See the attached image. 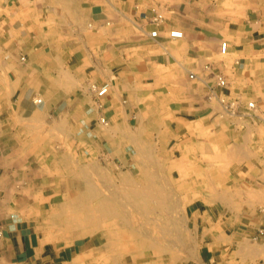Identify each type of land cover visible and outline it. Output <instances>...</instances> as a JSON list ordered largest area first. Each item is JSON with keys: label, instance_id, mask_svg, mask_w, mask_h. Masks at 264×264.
<instances>
[{"label": "crops", "instance_id": "obj_1", "mask_svg": "<svg viewBox=\"0 0 264 264\" xmlns=\"http://www.w3.org/2000/svg\"><path fill=\"white\" fill-rule=\"evenodd\" d=\"M152 8L163 13L161 22ZM171 29L184 36L171 38ZM228 66L234 73L226 93L207 76L216 80ZM199 78L203 85L191 83ZM105 84L108 92L99 96L93 86ZM221 96L254 99L250 135L264 147V0H0V264H99L104 246L107 260L133 253V236L124 234L131 227L116 217L115 203L100 200L99 184L85 188L70 177L72 166L83 164L38 145L53 142L45 134L53 118L92 128L62 141L88 144L92 159L129 166L131 145L148 158L152 133L175 144L201 135L211 144L229 126L249 135L246 123L216 110L212 99ZM170 190L179 198V183ZM244 252L240 264L261 255L256 247Z\"/></svg>", "mask_w": 264, "mask_h": 264}, {"label": "rangeland", "instance_id": "obj_2", "mask_svg": "<svg viewBox=\"0 0 264 264\" xmlns=\"http://www.w3.org/2000/svg\"><path fill=\"white\" fill-rule=\"evenodd\" d=\"M233 73V68L228 66L225 71L228 87L220 91L227 93L230 90ZM211 76L207 79L216 86V80ZM191 83L204 84L202 78ZM222 98L225 103L221 102ZM241 100L254 101L221 96L213 98L212 104H216V110L230 122L249 126L256 112L249 113L245 109L246 103ZM232 103L235 105L231 106ZM258 113L264 118L261 112ZM131 121H137L135 130L138 133L139 118ZM99 124L105 130L110 128L105 123ZM232 128L229 126L224 136L214 134L211 144H204L202 135L195 143L175 144L162 137L160 132L152 133V143L144 150V156L148 154V158L134 153L131 145L128 151L132 152L133 162L129 166L119 162L113 164L102 156L99 160L92 159L86 154L91 149L88 144L83 146L74 139L73 142L59 139L65 134L72 137L91 134L92 128L80 122L53 118L51 125L45 128V134L52 135L53 142L38 145L42 148L51 146L53 152H63L68 163H82L77 168L72 166V180L83 182L85 188L99 184L100 200L105 204L115 203L116 217L123 218H120L122 225L131 227L124 234L133 236L127 239L132 242L133 253L118 254L115 261H109L104 246L101 250L104 251L103 258H96L99 264H240L242 253L255 247L261 252L260 258L256 263L246 264H264V238H259L263 235L258 230L264 228V218L258 217L264 209V158L259 157L263 155L264 147L262 144L256 146L250 126L247 136H244L246 129L243 126L235 133ZM157 129L160 130V126ZM147 149H151L150 152ZM100 150L105 151L103 146ZM158 155L164 158L159 159ZM78 167H82V174ZM175 183L180 185L179 198L178 192L170 190ZM109 185L116 190H109ZM83 193L91 195L92 192ZM189 202L192 204L187 207ZM175 216L178 219H174V223L167 221Z\"/></svg>", "mask_w": 264, "mask_h": 264}, {"label": "built area", "instance_id": "obj_3", "mask_svg": "<svg viewBox=\"0 0 264 264\" xmlns=\"http://www.w3.org/2000/svg\"><path fill=\"white\" fill-rule=\"evenodd\" d=\"M152 12H153L152 19H153L154 22H161L163 20V18H164L163 13L159 12L156 8H152ZM150 35L152 37H157L158 36V29H155V30L151 31ZM169 36L171 38L180 39V38H182L184 36V32L182 30H179V29H171L169 31ZM227 50H228V42L227 41H222L220 43V51H221V53L222 54H226L227 53ZM21 59L24 60L25 59V56H22ZM205 68L208 69V70H211L212 69L209 64H206L205 65ZM195 75L196 74L194 72H191L189 76L191 78H194ZM215 78H216V84H217L218 87H221V88H227L228 87V80H227L226 76L223 75L221 72L216 73L215 74ZM108 88H109L108 87V84H105V85H103L100 88H98L97 86H93V89L97 92V94L99 96L105 95L108 92ZM41 101H42L41 98H37L35 100L36 103H40ZM221 102L225 103V99L222 98L221 99ZM233 105H235V103H232L231 106H233ZM246 108H247V111L249 113L253 112L255 110V108H256L255 102L254 101L248 102ZM100 121L102 123L107 124V120H106L105 117H101L100 118ZM259 234L260 235H264V228L259 229ZM2 235H3V230L0 227V236H2Z\"/></svg>", "mask_w": 264, "mask_h": 264}, {"label": "bare ground", "instance_id": "obj_4", "mask_svg": "<svg viewBox=\"0 0 264 264\" xmlns=\"http://www.w3.org/2000/svg\"><path fill=\"white\" fill-rule=\"evenodd\" d=\"M145 188V187H144ZM141 190V189H140ZM143 190V189H142ZM144 190H146V189H144ZM148 190V189H147ZM127 195V194H126ZM147 195H149V194H147ZM152 205V204H151Z\"/></svg>", "mask_w": 264, "mask_h": 264}]
</instances>
